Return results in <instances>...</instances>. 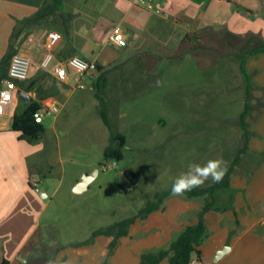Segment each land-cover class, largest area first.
Here are the masks:
<instances>
[{
	"label": "rangeland",
	"instance_id": "rangeland-1",
	"mask_svg": "<svg viewBox=\"0 0 264 264\" xmlns=\"http://www.w3.org/2000/svg\"><path fill=\"white\" fill-rule=\"evenodd\" d=\"M111 1L103 0L109 5ZM213 2L207 16L216 28L200 31L198 40H189L172 16L166 20L142 6L134 5L137 17L116 25L120 19L102 18L105 15L97 9L101 0H66L67 7L73 3L69 9L76 13L78 31L72 35L73 45L80 43L77 34L86 36L97 26L104 34L96 48L101 62L109 64L118 58V63L140 53L142 60L163 68L158 83L154 76L142 77L148 70L137 68L136 60L110 74V82L100 95L107 101L111 129L100 115L96 72L81 85L64 90L58 107L65 106L56 122L55 115L47 116L40 142L45 148L43 167L53 171L37 180L51 195L55 192L54 215L61 244L90 241L94 231L138 216L155 193L169 189L187 171L189 163L203 165L209 159L222 158L228 168L244 147L240 116L247 99L238 56L252 36H256L252 45L264 42V0ZM238 24L246 33L241 35L242 43L234 47L227 42L229 32L225 29ZM116 26L124 35L129 34L122 51L109 43V33ZM191 47L194 50L185 54L182 62L168 65L170 59ZM87 52L80 56L93 59ZM254 75L252 72L251 78ZM262 94L255 87L250 102L254 111L247 118L249 128L261 110ZM23 110L20 106L19 111ZM113 134L126 139L122 160L104 158ZM127 171L138 176L137 185L124 175ZM85 174H95L89 189L74 194L71 186ZM213 184L209 181L202 187ZM139 241L127 240L125 251L135 246L140 252L144 247ZM119 248L120 241L100 264H119ZM88 264L95 263L92 259Z\"/></svg>",
	"mask_w": 264,
	"mask_h": 264
},
{
	"label": "crops",
	"instance_id": "crops-1",
	"mask_svg": "<svg viewBox=\"0 0 264 264\" xmlns=\"http://www.w3.org/2000/svg\"><path fill=\"white\" fill-rule=\"evenodd\" d=\"M148 1L162 11L161 18L167 20L172 16L171 20L187 34L199 35L200 31L216 28L207 16L209 8L215 6L213 0ZM45 4L46 0H0V88L7 79V65L2 61L10 52L27 55L33 61L29 79L16 82V109L0 118V264H29L30 260L36 259L48 261L54 256V247L60 248L54 256L60 257V264H88L92 259L95 264H100L109 253L112 238L97 236L90 241L59 242L54 215L55 192L51 195L37 180L46 172L52 175L53 171V168L43 167L44 145L40 141L29 143L21 139L20 133L13 131L11 124L15 113H22L31 101L39 103L41 111L58 107L61 103L58 98L64 90L73 84L79 86L90 78H83L79 84L78 76L70 71L69 81L62 83L52 72L55 64L65 63L73 55L80 56L82 51L91 52L94 58L88 61L101 66L114 64L118 58L109 64L100 61L101 54L96 53V48L104 34L97 26L86 36L77 34L80 43L73 45L72 35L78 31L74 25L76 13L69 9V6L73 8V3L67 7L66 0L58 17H52L40 26L19 24L34 16ZM97 9L105 15L102 18L120 19L116 25H121L130 17H137L132 0H112L110 5L101 0ZM225 30L240 36L246 33L239 24ZM50 31L59 32L62 39L52 51L54 58L51 64L44 69L41 63L48 53L46 40ZM16 32H19L17 36ZM128 36L126 34L125 38ZM247 71L251 75L255 73L252 78L254 87L263 92L262 107L250 127L248 151L242 155L231 177L230 188L216 193V206L225 210L210 211L205 216L208 237L198 247L200 259L193 258L198 264H213L217 253L225 247H229V251L218 262L214 260L216 264H264V53L248 60ZM20 93L27 98L21 99ZM61 105L59 112L53 114L54 122L65 106ZM20 106L24 107L23 111H19ZM78 182L79 179L71 187L74 189ZM32 183L39 184L38 190ZM198 199L172 196L166 200L163 210L153 212L145 220L137 219L128 236L119 240L120 248L116 252L119 264H141L144 251L156 253L166 249L183 228L196 225L198 212L205 203V199ZM133 238L141 240L138 244L143 243L144 248L140 252L135 246L125 251L124 244ZM43 250L47 251V258ZM161 264L168 262L165 260Z\"/></svg>",
	"mask_w": 264,
	"mask_h": 264
},
{
	"label": "trees",
	"instance_id": "trees-1",
	"mask_svg": "<svg viewBox=\"0 0 264 264\" xmlns=\"http://www.w3.org/2000/svg\"><path fill=\"white\" fill-rule=\"evenodd\" d=\"M65 0H46V4L32 17L20 21L19 24L22 26H40L43 23L48 22L52 17H58L63 10ZM19 32H16V36ZM190 36V37H189ZM186 38L198 40L199 35L193 33L186 34ZM226 37L229 39L227 42L232 46H238L242 43V37L239 35H234L227 33ZM256 36H252L246 46L244 47L242 53L238 56L240 71L244 79V85L246 88V99L247 103L245 105V110L240 116V126L245 135V144L244 147L239 151L237 156L234 158L231 165L227 168V173L223 178L221 183H214L208 187H199L193 189L190 192H187L184 196L188 199L194 198H204L205 203L202 206L201 210L198 212V223L196 225H190L183 228L178 237L172 241L166 249H162L156 253L146 252L141 255V264H161L163 261L167 260L168 264H189L193 260L194 256L200 259V251L198 247L202 245L205 239L208 237V229L206 225L205 216L210 211H223L225 209L218 208L216 206V193L221 190H227L230 188V181L233 173L235 172L236 167L240 164L242 155L248 151V143L251 136L249 124L247 118L254 111V106L250 104L253 99V92L255 90L254 84L252 82L251 74L247 71V62L249 59L258 56L259 54L264 53V42H259L256 45H252ZM194 48L185 49L184 54L170 59L168 65L177 64L183 61V56L185 54L193 51ZM14 53H9L4 60L2 61L4 65H7V77H8V68L10 64L11 57ZM143 56L139 53L136 56H131L125 59L124 61L111 64L109 66H101L96 64L98 69V91L97 98L101 102V111L100 115L105 123V125L111 129V122L109 114L107 112L106 106L107 101L105 98L101 97V91L108 86L110 79L109 76L116 69L125 68L128 66L131 61H138L137 68H146L148 71L142 74L147 77H155L156 82L157 78H160L162 75L161 69L158 64L150 63L147 60H142ZM165 59V58H164ZM163 61V59H162ZM161 61H159L160 63ZM160 68V69H159ZM261 104V103H260ZM262 107V104L260 105ZM42 107L39 103L31 101L27 108L22 113H15L12 119L11 128L13 131L20 133V138L26 140L29 143H34L40 141L44 132L45 127L43 124L37 123L35 121V114L40 112ZM111 144L104 150V158L106 160L123 159L122 148L125 146L126 139L122 134H113L110 138ZM118 146H115V144ZM124 175L134 184L137 185L139 182L138 176L133 171L124 172ZM171 187L167 190L157 192L153 196L152 200L148 201L146 208H143L138 213V216L133 218H128L126 220L116 222L113 225L101 228L93 232L92 239L97 236H106L112 238V241L109 245L110 255L114 248L117 246V243L122 237H126L129 234L130 227L136 222L137 219L145 220L150 214L155 211L163 210L165 208V202L167 199L172 197ZM88 243V242H87ZM60 250L59 247H54L53 253L54 256ZM44 257L47 258L48 253L46 250H43ZM47 254V255H46ZM51 258H55V257ZM50 259V258H49ZM6 264V263H3ZM29 264H47V260L41 262V260H30Z\"/></svg>",
	"mask_w": 264,
	"mask_h": 264
},
{
	"label": "built area",
	"instance_id": "built-area-1",
	"mask_svg": "<svg viewBox=\"0 0 264 264\" xmlns=\"http://www.w3.org/2000/svg\"><path fill=\"white\" fill-rule=\"evenodd\" d=\"M133 4L145 7L149 11H155L156 14H162V11L155 7L150 1L133 0ZM61 39V34L57 31H50L47 34L46 47L48 53L41 63L44 69L48 68L51 64L54 58L52 51L57 47ZM125 39L121 27L116 26L110 36L109 42L119 49H123ZM32 66L33 61L29 56L21 53L12 55L8 68V77L4 80L3 86L0 88V118L8 113H13L16 109V82L27 81L30 77ZM70 71H73L78 76L77 81L79 84L83 78L89 76L92 72L98 73L96 63L90 62L79 55H73L69 57L65 63H57L52 68L54 76L62 83H67L69 81ZM58 112V107H50L47 110L36 113L35 121L42 124L46 116H51ZM32 186L37 190L39 188L38 183H32ZM189 264H198V261L193 259Z\"/></svg>",
	"mask_w": 264,
	"mask_h": 264
},
{
	"label": "clouds",
	"instance_id": "clouds-1",
	"mask_svg": "<svg viewBox=\"0 0 264 264\" xmlns=\"http://www.w3.org/2000/svg\"><path fill=\"white\" fill-rule=\"evenodd\" d=\"M227 173V162L221 159H209L203 165L189 163L187 171L181 173L172 183L171 195L184 196L193 189L202 187L206 182L221 183ZM47 264H60V257L50 258Z\"/></svg>",
	"mask_w": 264,
	"mask_h": 264
},
{
	"label": "water",
	"instance_id": "water-1",
	"mask_svg": "<svg viewBox=\"0 0 264 264\" xmlns=\"http://www.w3.org/2000/svg\"><path fill=\"white\" fill-rule=\"evenodd\" d=\"M20 97L21 99H25L27 98L26 95L20 93ZM98 171H95V174H97ZM95 174L93 175H87L85 174L80 180L79 182L76 184V186L74 187L73 189V193L74 194H81L85 191H87L89 189V185L90 183L92 182V180L94 179V176ZM229 247H225L224 249H222L221 251H219L216 255V261L218 262L228 251H229Z\"/></svg>",
	"mask_w": 264,
	"mask_h": 264
}]
</instances>
